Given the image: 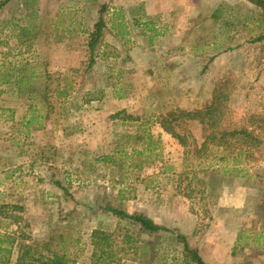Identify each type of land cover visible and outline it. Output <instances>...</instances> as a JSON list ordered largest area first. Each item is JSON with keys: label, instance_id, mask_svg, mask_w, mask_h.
Segmentation results:
<instances>
[{"label": "rangeland", "instance_id": "rangeland-1", "mask_svg": "<svg viewBox=\"0 0 264 264\" xmlns=\"http://www.w3.org/2000/svg\"><path fill=\"white\" fill-rule=\"evenodd\" d=\"M7 4L0 10V81L15 75L16 67L24 75L32 69L36 76L41 72L31 83L39 90L51 83L47 87L51 101L57 99V85L47 72L70 77L76 89L70 91L69 103L52 113L56 122L46 121L47 109L36 106L46 127L41 130L38 125L28 129L23 121L30 116L27 104L33 90L19 93L14 83L0 85V206L9 204L0 215V225L16 230L18 217L21 237L28 246L35 243V251L47 254L44 246L61 243L77 262L86 254L94 228L115 230L119 226L117 218L104 213L108 202L129 212L156 214L155 209H168L153 219L169 232L144 234L123 220L114 240L122 243L129 236L137 238L144 248L138 264H189L177 229L178 221L189 212L198 216L189 243L208 264H264V130L257 131L263 143L238 166L232 160L212 163L214 155L199 153L209 132L199 121L188 122L179 131L188 139L186 148L172 138L168 143L162 141V160L145 163L142 169L130 161L121 162L128 142L124 136L137 131L135 124L122 121V112L142 120L151 118L157 136L161 116L176 110L167 105L170 95L177 93L168 86L184 84L185 92H197L194 80L207 76L209 58L215 53L222 59L212 70L217 81L211 101L184 110L211 105L220 90L227 96L222 127L255 128L254 120L264 118V41L252 42L261 33V10L246 0H195L185 14H197L184 18L178 30L183 41L174 39L179 38L174 21L145 22L152 29L154 47L203 49L200 69L192 65L193 69L177 77L158 72L162 79L158 82L154 74L136 70L143 65L134 67L135 61L129 62L135 50L150 44L142 38L143 26L128 25L126 40L130 41L113 38L111 0H17ZM103 6L108 9L105 40L92 64L88 39ZM220 6L221 17L215 20L213 12ZM134 10L125 17L134 19ZM157 84L164 87L158 99L150 96L158 95ZM102 91L105 102L85 103L88 92L98 96ZM118 92L123 99L116 97ZM104 155L116 156L118 165L98 162ZM227 190L235 194L226 201ZM239 192L241 199L235 196ZM17 203L22 209L13 211L11 206ZM60 235L67 239L65 243Z\"/></svg>", "mask_w": 264, "mask_h": 264}, {"label": "trees", "instance_id": "trees-1", "mask_svg": "<svg viewBox=\"0 0 264 264\" xmlns=\"http://www.w3.org/2000/svg\"><path fill=\"white\" fill-rule=\"evenodd\" d=\"M11 0H4L0 4V10L4 5L9 3ZM248 3L256 6L261 10L259 23L261 33L252 39V42H263L264 41V0H246ZM222 6H220L212 15L215 20H219L222 14ZM100 17L98 22L95 25V30L90 33L88 39V48L90 51L91 63L95 61L96 50L101 47L104 42L105 30L107 29V22L105 19V15L107 13V6H103L100 9ZM254 31L252 29L249 30ZM13 71L15 75L10 76V78L5 77L2 80L6 81V83L11 84L12 78H17V71L19 69L14 67ZM58 76V75H57ZM54 78V82L57 85V99L55 101H51L49 98V88L44 87L41 88L43 92L40 93V90L33 86L30 79L34 78V75L31 74L29 78H23L22 76H18V79L12 81L14 85L17 86V90L19 93H22L26 90H33L30 93L31 101L28 105V115L23 119L26 127L30 129L33 125H38V129H44L45 123L41 122L40 116L37 115L38 111L36 107L38 104L43 105V109H47L46 121L56 122L57 119L54 118L52 120L51 115L53 112H57L58 110H62V106L67 105L69 103V95L71 90H75L76 86H74V82L70 77L60 76ZM70 78V79H69ZM11 80V81H10ZM51 84V83H50ZM1 93V92H0ZM100 95L93 96L92 93L88 92L86 94L85 103H91L92 101L100 100L103 98V93L99 92ZM116 97L119 99L124 98L123 94L119 92L116 94ZM227 96L217 90V94L214 97V100L211 105L193 111H187L184 109H176L174 112H171L169 115L161 116V120H159L158 124L161 128L172 138L178 140V142L183 146L187 147L188 139L186 135L180 134L176 130V126L180 121H199L203 125L207 127L208 135L204 140L201 148L199 149V153H204L206 155H214V157H210L212 163L214 160L218 162L224 163L226 161L232 160L235 165H239L244 157H252L253 151L255 148H258L263 140L260 135L257 134V131L264 130V118H256L255 128L254 129H227L222 127V117L225 114L223 100L226 99ZM36 102V105L34 104ZM60 106V107H59ZM39 109V108H38ZM58 113V112H57ZM66 115H70L64 112ZM124 117L122 118L123 122L129 121L131 124H135L137 126V132L125 135V139L128 140L127 143L124 144L123 152L124 156L121 160L124 165V161H130L134 164L135 167L142 169V165L147 163L149 165L153 164L157 160H162V140L159 136H155L152 132L151 122L150 120H142L140 117H136L130 114H126V112H122ZM57 117V116H56ZM127 144V145H126ZM218 157V159L216 158ZM118 158L113 155H104L101 158H98V162H104L105 164H111L113 166L118 165ZM130 166L132 164H129ZM187 198H191L188 194ZM22 209L21 207L19 208ZM105 211L112 213L114 216L119 218L120 220H129L132 223L139 225L142 230L148 234H158L161 232H169L170 230L166 227H163L157 224L150 217L145 215L142 212H135L130 214L125 210L114 207L111 203H107L105 207ZM16 222H20V219L17 217ZM97 238V232L94 233V239ZM184 244V252L185 259L189 264H208L200 255L199 250L190 245L187 238L185 236H179ZM14 239V238H13ZM12 241L8 238L9 243L14 245L15 241ZM100 241L107 242L108 237L103 234L101 236ZM3 242H0V255L4 252L2 250ZM21 245L20 248V256L18 258L17 264H70V261L67 257L66 252L62 250H53L51 248V244H47L44 246V249L48 252L47 254L43 252L35 251V243L34 246H28L30 244ZM10 253V252H9ZM107 251L104 248L102 250V254L106 255ZM97 254V248H96ZM95 254V255H96ZM103 256V255H102ZM0 264L1 261H0Z\"/></svg>", "mask_w": 264, "mask_h": 264}, {"label": "crops", "instance_id": "crops-1", "mask_svg": "<svg viewBox=\"0 0 264 264\" xmlns=\"http://www.w3.org/2000/svg\"><path fill=\"white\" fill-rule=\"evenodd\" d=\"M17 0H11L7 5L14 3ZM195 0H111L112 4L114 7H110V9L112 10V23L114 25V32H113V38L118 39V40H124V41H130V40H126L127 36H130V28L128 25H131V22H134L136 25L139 26H143V30H142V38L144 40V42L146 40H149L150 44H147L146 46H144V49H141L139 51L134 52L133 54V58L132 56H130V61L132 62L133 60L134 62V67H137L138 65H143V67L141 69H136L138 72L143 71V72H148L150 74V76H152V74H154V80L160 82L162 79L160 78V74H167V76L172 75V77H177V76H181V71H185V70H191L193 69V66H197L198 69H200L201 67V62L204 60L202 57V48L201 47H197L195 49H193L192 51H186V50H182V48H174V50H170L169 49H159L157 47H154V45L152 44L151 38H150V34L152 33V29L150 26H148V24L146 25L145 22H154L155 25H160L163 24L161 23L162 20L166 21L169 23L170 20L174 21L175 24L178 26L175 30H176V35L179 36V38H175L177 41L180 39V41H183V36L182 33L179 32V28L181 27V24L185 23V19L187 16L190 17V13L188 15H186L185 13L187 12L188 9H192V7H194L193 3ZM198 6L201 5L200 3L197 4ZM143 6V7H142ZM135 9V10H134ZM108 10V9H107ZM136 12V16L133 18H126L125 17V13L128 12H132V11ZM184 11V12H183ZM216 11V8L214 10V12ZM213 12V13H214ZM197 13H194L192 16L196 15ZM173 22V23H174ZM183 26V25H182ZM156 29V28H155ZM117 30V31H116ZM105 40V39H104ZM139 40H141L139 38ZM170 46H173V43H170ZM172 48V47H171ZM167 56L170 58L169 61L167 59H165V57L167 58ZM220 55L218 54H212L209 58V69L207 70L208 74V79L207 76L205 78H203V80H194L195 83H197L196 88L198 89L197 92L193 91L192 93L190 92H185L184 89V84H178V85H174L172 83L171 86H168L169 88H174V92H177L174 95H170V97L168 98L171 99V101H169V103L167 105H171L172 108L175 109H189L191 106L193 107H200L203 104H208L211 99H212V95L215 89V83L217 80H213V69L214 67L216 68V66L218 65L220 59H222V57H219ZM132 58V60H131ZM193 65V66H192ZM17 78L15 80L18 79V76H24L23 78H25V80H27L26 78H29L31 74L34 75V78H31L30 81L35 80L36 78H40L39 76L42 75L41 72H39L36 76L35 74V70L32 69L30 70V72L28 73V75H24L21 74V72H16ZM48 75H50V77H53V82H54V78L56 77V75L50 74V72H47ZM46 75V73H45ZM49 77V78H50ZM70 79V78H69ZM177 80V79H176ZM180 81H182V78H179ZM177 80V82L179 83L180 81ZM73 81V80H72ZM4 84H6V81L1 80L0 81V85L4 86ZM9 84V83H7ZM12 84V82H11ZM50 83H48L49 85ZM171 84V83H170ZM161 87L164 91V87L160 86L157 84V90H158V95H155L152 93L150 94L153 95L154 98L159 97V94H161L163 91L161 90ZM102 93L104 94V92L102 91ZM177 95H179V97H177ZM105 102V96L103 95V98H101L100 100H102ZM123 99V98H122ZM157 99H155L157 101ZM100 100H96V102L100 101ZM95 104V101H92L91 103H87L88 105L90 104ZM172 110V109H171ZM169 110V111H171ZM168 111V112H169ZM145 120V119H144ZM147 120L153 121L151 118H148ZM188 122H192V121H180L178 123V125L176 126V130L179 132L180 129L183 128L184 124L187 125ZM160 126V125H159ZM138 129V128H137ZM137 132V131H136ZM135 133V132H133ZM158 135L162 141H164V143H168L169 140L172 139V136L167 134L160 126L159 132H157ZM155 134V133H154ZM243 188V187H242ZM244 189V188H243ZM228 191V190H227ZM235 193H230L228 191L227 194V200H229L230 195L234 196ZM236 197L240 198L242 197V192H239L238 194L235 195ZM190 200V198H188ZM187 198L185 200L189 201ZM231 202L235 205L236 201H234V197L231 198ZM14 205V204H13ZM19 204H15V206H11L12 210L15 211V209H18L16 211H19V208L22 206H18ZM238 205V204H236ZM166 206V208H168L167 205H161V207ZM9 209V204L5 203L4 205L0 206V215L4 214V212H6V210ZM156 210V214L160 212L164 213L166 212L168 209H155ZM23 211V210H22ZM107 211H104V213H106ZM130 214H133L135 212H142L145 215H147L148 217H150L152 220H154L157 224L164 226L163 224H160L159 222H157L155 219H153V217L156 218V214L152 213V214H148V212H146V210H136L134 212H129L126 211ZM109 215L112 216V218H117L116 216H114L112 213L107 212ZM118 220V225L120 226L121 221L119 218H117ZM131 222V221H130ZM132 223V222H131ZM14 225H16V230H12L11 226L7 224L1 226L0 225V242H3L1 247L2 250L4 251L1 255H0V261L2 264H17L18 258L20 256V248L21 245L25 244V240L23 237H21L22 232L20 231V227H19V222H16ZM131 225H134V227L141 229V231L144 234H148L146 232H144L142 230V228L135 224L132 223ZM119 226H117V228H119ZM198 226V216L194 213H187L184 214L183 216V220L178 221L177 223V229L180 231L179 233H181L182 236H185L188 240V242H190L189 237H192L197 229ZM105 228V227H104ZM102 229V228H94V230H92L91 234H90V242L88 243V250L86 252V254L84 255V257L82 258V260L77 259L73 260L71 258V256L69 255V252L67 250L66 247L61 246V243L59 245H55L53 246L52 242L51 244V248L53 250H62L64 252H66L67 257L70 261V264H120L122 262L127 261V264L132 262L135 264L140 263L142 260L141 258V253L143 252L144 248L142 246H139L141 242L138 241V239L134 238L133 236H129L127 237V239L125 241L118 242L116 240H114L115 236L114 233L116 231L117 228H115V230L113 229ZM109 228V227H108ZM97 232V238L94 239V233ZM106 235L108 237L107 242L105 241H100V237ZM158 234H153V235H159ZM148 235H152V234H148ZM8 238L12 241V239L15 241L14 245H11V243H9ZM59 240H61V242L65 243L66 242V238L64 236H59ZM158 244V243H157ZM120 245H122L123 247H121ZM159 245V244H158ZM191 245V244H190ZM192 247L193 244H192ZM199 247V246H198ZM96 248H97V254H96ZM104 248L106 249L107 253L102 254V250H104ZM183 250H184V244H183ZM10 252V253H9ZM129 252V253H128ZM96 254V255H95ZM103 255V256H102ZM183 255L185 258V252L183 251ZM15 256V257H14ZM14 257V258H13Z\"/></svg>", "mask_w": 264, "mask_h": 264}]
</instances>
